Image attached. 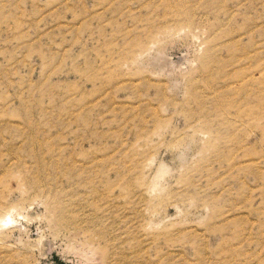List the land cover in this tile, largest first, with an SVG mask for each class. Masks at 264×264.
I'll return each mask as SVG.
<instances>
[{
	"label": "rangeland",
	"instance_id": "1",
	"mask_svg": "<svg viewBox=\"0 0 264 264\" xmlns=\"http://www.w3.org/2000/svg\"><path fill=\"white\" fill-rule=\"evenodd\" d=\"M6 218L0 264H264V0H0Z\"/></svg>",
	"mask_w": 264,
	"mask_h": 264
},
{
	"label": "bare ground",
	"instance_id": "2",
	"mask_svg": "<svg viewBox=\"0 0 264 264\" xmlns=\"http://www.w3.org/2000/svg\"><path fill=\"white\" fill-rule=\"evenodd\" d=\"M8 217H10V216H8ZM11 220H12V218L11 219L10 218L2 219V220H0V223L7 222V221L10 222Z\"/></svg>",
	"mask_w": 264,
	"mask_h": 264
}]
</instances>
